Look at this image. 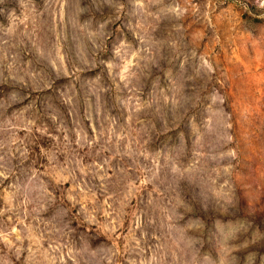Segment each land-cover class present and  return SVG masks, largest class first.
<instances>
[{
	"label": "rangeland",
	"instance_id": "rangeland-1",
	"mask_svg": "<svg viewBox=\"0 0 264 264\" xmlns=\"http://www.w3.org/2000/svg\"><path fill=\"white\" fill-rule=\"evenodd\" d=\"M123 3L120 19L115 18L118 0H70L63 17L58 9L50 13L44 0L0 3V40H7L5 34L10 31L16 33L0 52L6 57L0 71V99H6L13 90V75L23 77L26 73L36 76L37 82L51 81L53 88L66 83V91L78 97L77 107L71 112L57 106L61 116L54 125L40 108V99L53 88L33 90L32 82L25 80L24 103L33 104L28 115L34 126L24 140L27 160L21 165L19 153H14L13 174L0 181V231L11 240L10 246L0 239V264H48L45 257H56V264H84L77 255L81 249L97 253L112 249L116 252L113 264H141L167 242L166 233L171 227L180 234L184 219L191 218L192 233L200 232L201 238L206 235L212 218L198 203L184 200L187 210L178 222L166 214L169 196L160 147L174 140L184 126L173 128L167 120L153 118L144 107L176 83L172 65L181 60L188 67L190 54L196 57V64L189 68L187 80L181 78L183 88L189 90L191 85L203 90L198 99L202 107L207 106V123L212 122L216 111L211 93H218L224 102L223 112L215 118L216 126L225 119L230 125L227 134L231 139L227 142L217 143L219 135L212 137L211 133L204 138L208 146L202 155L208 161L207 167L215 169L213 178L218 187L215 193L205 191L203 196L205 201L230 196L237 203L240 219L217 221V230L224 233L223 251L239 257L240 264L245 255L252 253L248 264H260L264 256V38L245 30L243 21L249 17L247 13L238 15L234 0H211L210 4L209 0H164L166 6L179 5L186 10L178 21L154 22L150 41L145 44L137 27L138 18L129 15L128 0ZM193 5L199 9L195 14ZM102 24H107L103 30ZM25 25L27 34H23ZM89 32L94 34L91 38L86 35ZM121 41L142 56L148 55L151 48L153 62L147 67L142 63L143 71L133 80L138 87L130 90L119 80H108L101 65L94 71H77L79 65L72 58L74 48L85 59H107ZM57 47L64 57L65 74L60 80H54L50 65ZM14 58L15 69L10 70L8 65ZM201 65L207 75H196ZM96 72L103 74L105 90L86 94L81 80ZM19 107L13 105L8 111ZM61 126L63 131L58 130ZM194 127H199V116ZM77 131H82L86 144L75 142ZM65 134L71 144H65ZM18 135L24 139L26 133L20 131ZM65 168L73 175L68 176ZM222 169L231 173V193L221 190L225 183ZM153 173L156 179L151 180ZM30 181L36 189L33 197L46 189L47 199L40 201L43 211L39 213L32 211L33 205H25L13 196L15 188H24ZM17 234L21 241L16 240ZM26 235L28 238H24ZM21 242L23 250L18 259L16 248ZM101 244L104 247L98 248ZM30 245L36 253L33 259L29 258ZM203 249L208 250L206 243Z\"/></svg>",
	"mask_w": 264,
	"mask_h": 264
},
{
	"label": "clouds",
	"instance_id": "clouds-1",
	"mask_svg": "<svg viewBox=\"0 0 264 264\" xmlns=\"http://www.w3.org/2000/svg\"><path fill=\"white\" fill-rule=\"evenodd\" d=\"M3 0H0L2 3ZM186 3H190V0H185ZM130 5L129 15L138 18L137 27L143 33L144 39L142 43L147 44L150 41V29L154 22H159L162 19H168L169 21L182 18L186 9L181 8L179 5L169 7L164 4V0H128ZM211 0H209V4ZM70 0H44L45 8L52 14H55L57 9L59 15L63 17L65 15L64 9L69 6ZM234 6L239 10L238 15L247 13L248 20L243 21L245 30H251L256 33L260 38H264V0H234ZM123 0H118V9L116 19H120L119 13L124 11ZM153 7L157 8V11H152ZM194 14L199 11L196 6H192ZM75 12V6L73 4V12L68 16V22L72 23V17ZM207 16V12L203 14ZM21 23H24L21 21ZM107 27V24L100 25L101 30ZM54 31V27L52 28ZM27 34V25H25L24 33ZM5 35L8 36L7 40H0V52H3V44H8L16 35L15 31H10ZM86 35L91 38L94 34L89 32ZM171 48L175 50V45H171ZM55 58L50 59V65L53 71L54 80H60L62 75L65 74L63 63L64 57L61 55L59 48L55 50ZM98 55V53H97ZM72 58L74 64H78L77 71L89 72L94 71L98 65L103 66L104 71L107 73L108 80L115 82L119 80L124 83L125 87L130 90L138 87L133 84V80L137 78L138 74L143 71L141 67L142 63L145 67L153 62V54L151 48L148 49V55L142 56L139 52L132 49V47L125 41H121L119 47H113L112 55L107 59H85L82 55L77 54L75 48L73 49ZM5 56H0V71L4 67ZM191 64L185 67V63L181 60L172 65V69L175 71L176 76L172 77L176 83H173L167 93L161 92L159 96L151 103L144 105L145 109L152 115L153 118L158 120H167L173 127H179L183 124L184 130L177 132L175 139L170 142L161 144L160 151L163 153L164 162L162 165L163 171L166 176L165 191L168 193V210L167 216L173 221H180L183 219V213L186 212V206L183 203L187 200L189 203L196 202L200 205L201 210L205 215H210L212 218V224L208 227L207 233L203 238L200 236V232L192 233L191 218L184 219L183 226L179 229L180 234H177V229L173 226L166 233V243H162L157 248V254L147 260H141V264H240V258H233L224 253L222 246L225 244L224 233L217 230V221L224 220L234 221L241 218L240 210L237 203H234L230 196H222L218 199L211 201H205L203 193L205 191L215 193L217 184L213 178V172L215 169H209L207 167L208 161L203 158V150L207 147L205 137H208L211 133L212 137L219 135V142H227L231 139L227 134V130L230 125L225 119L223 123L216 126V116L223 112V97H220L218 93L213 91L211 93L213 99V106L215 112L213 113L212 122L207 123L208 113L207 106H201L198 96L202 89H193L189 85V90H185L181 84V78L187 80L189 68L196 64V57L189 55ZM207 62L205 61L204 64ZM16 61L8 65L9 69H15ZM59 65V67H57ZM135 68L137 71L133 72ZM204 74L207 72L204 65L200 66L199 72L196 75ZM103 74L96 72L93 76H86L81 83L84 84L83 91L86 94H100L104 89V85L101 83ZM203 78V76L201 77ZM25 80L32 82L33 90L40 87L42 90L53 88V83L49 82H37V77L31 74H25L21 77L18 74H14L12 77V91L6 94V99H0V181L7 179L13 174L14 166L12 165V156L14 153H19V161L23 165L27 160V151L24 146V140L28 139L34 126V120L28 115L31 111L33 104L31 102L25 104L27 99V92ZM68 84H57L53 91L40 99V108L48 116V118L55 125L61 116L58 110L59 105L64 107L65 111L71 112L75 110L78 104V97L72 91H66ZM13 105H21L19 108H14L11 113L8 109L13 108ZM199 116V127L196 128V117ZM58 130L63 131L61 126ZM24 131L26 136L24 139H20L18 133ZM78 137L75 141L77 144L83 145L87 143L86 137L82 134V131H77ZM65 144H71L68 139V135H64ZM144 153H140L143 155ZM231 155H234L232 153ZM208 159H214L209 156ZM196 161V163H191ZM155 163V161H153ZM68 176H72L73 173L64 169ZM225 177V183L222 186V191L227 190L228 193L232 192L231 173L227 169H222ZM33 180L35 177L32 178ZM156 179L155 173L152 174L151 180ZM151 180L149 182H151ZM36 191L33 188L31 181L24 188H15L13 196L21 199L25 205H33L32 211L39 213L43 211V205L40 203L42 199H47L46 189L33 197L32 193ZM11 210V209H9ZM67 215V212H64ZM87 218V217H86ZM200 230H203V225L200 226ZM15 229L12 230L14 232ZM61 234H62V230ZM9 232L8 235H12ZM16 240L21 241V236L16 235ZM24 238H28L26 235ZM0 239L6 240L11 246V240H7L5 234L0 231ZM244 240L248 237H244ZM254 240V236L252 237ZM208 245V250L203 249V244ZM243 240L241 243V247ZM59 246V243L57 242ZM231 247L232 245L229 244ZM98 248H103L104 245H98ZM23 250V244L16 248V256H19ZM29 258L33 259L36 253L33 251V247L30 245L28 248ZM215 253V255H213ZM84 264H113V259L116 256V252L112 249H108L107 253H97L89 249H81L77 253ZM252 253H248L243 257V264H248V256ZM63 253H61L60 259L62 262ZM56 257L48 258V264H56ZM260 264H264V256L260 258Z\"/></svg>",
	"mask_w": 264,
	"mask_h": 264
}]
</instances>
